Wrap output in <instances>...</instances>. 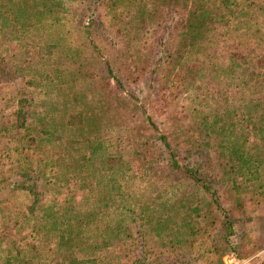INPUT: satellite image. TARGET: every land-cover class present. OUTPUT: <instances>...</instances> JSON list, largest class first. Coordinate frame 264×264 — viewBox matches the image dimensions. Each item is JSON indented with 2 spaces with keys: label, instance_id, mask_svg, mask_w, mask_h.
<instances>
[{
  "label": "rangeland",
  "instance_id": "374dc122",
  "mask_svg": "<svg viewBox=\"0 0 264 264\" xmlns=\"http://www.w3.org/2000/svg\"><path fill=\"white\" fill-rule=\"evenodd\" d=\"M4 3L0 264H264V0Z\"/></svg>",
  "mask_w": 264,
  "mask_h": 264
},
{
  "label": "trees",
  "instance_id": "16d2710c",
  "mask_svg": "<svg viewBox=\"0 0 264 264\" xmlns=\"http://www.w3.org/2000/svg\"><path fill=\"white\" fill-rule=\"evenodd\" d=\"M124 1L123 4H120ZM163 2H167V0H162ZM181 1L183 2V0H170L171 4H175L176 9H179V7H181ZM5 0H0V6L3 7L5 6L4 3ZM87 2V10L89 11V16L91 19H95L97 17V13L95 11V5H97V3L102 4L107 12L110 11L111 12V17L112 18H116L117 20L123 21L125 23H128L127 25L129 26L130 30L133 32H136V28L137 27H141L144 26L146 24L147 21L149 20H153L154 18H157V16H159V10H161L159 6V0H86ZM57 4H60V1L56 2ZM19 8V9H18ZM15 8L11 7H5L4 9H2V11L0 12H8V11H12L13 16L18 17L19 15H17L18 13L21 14V11L23 9H21V7ZM3 14V13H2ZM23 14L25 16H28V13H25V11L23 10ZM130 21V22H129ZM148 24H150L148 22ZM177 49L174 50H170V49H164L163 47L162 49L159 51V55L157 56V58L155 59V65L159 64V61H161L162 55H166V57L168 56H176L177 53ZM153 66L152 67V72H155V70L157 69L158 66ZM111 67L110 65H108V71L110 73H112L111 71ZM114 78H116V81L119 83V86L123 87L121 80L118 79L117 77H115V75H113ZM176 79H172L171 82H174ZM129 93V92H128ZM136 97V96H134ZM148 120L150 122V124L153 125L154 128H156V125L154 123V121L151 119L150 116H147ZM157 130V129H156ZM158 140L161 141L162 143H164V145L168 146V149L170 150L171 153V162L175 163L176 166L180 167V163L178 165V161L175 159L176 154L171 150L170 147V143L167 141L166 139V135L160 131H158ZM170 147V148H169ZM185 167H189V166H185ZM188 172V174L197 182L200 183V185L205 188L207 191L210 192L211 187L201 178L200 173H197L196 171H194V169L192 168H187L186 169ZM30 189V188H29ZM31 191V189H30ZM211 195L214 198V200L217 202V196H216V192L215 190L211 191ZM224 218H225V222L230 225V221L228 219V216L224 213Z\"/></svg>",
  "mask_w": 264,
  "mask_h": 264
}]
</instances>
